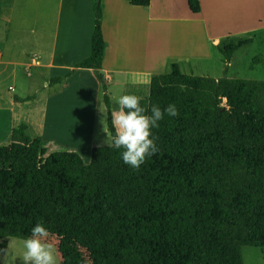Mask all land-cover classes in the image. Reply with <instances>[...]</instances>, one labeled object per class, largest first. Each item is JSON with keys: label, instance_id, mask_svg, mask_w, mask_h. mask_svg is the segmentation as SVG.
<instances>
[{"label": "trees", "instance_id": "obj_1", "mask_svg": "<svg viewBox=\"0 0 264 264\" xmlns=\"http://www.w3.org/2000/svg\"><path fill=\"white\" fill-rule=\"evenodd\" d=\"M188 3L201 11V0ZM103 8L96 0L91 52L77 67H102ZM254 40L230 37L219 45L225 71ZM62 79L52 76L49 86ZM161 83L199 88L198 105L167 115L186 133L155 142L157 153L138 169L123 162V149L95 145L87 162L74 147L31 136L26 122L14 126L11 142L0 144V240L27 237L39 222L60 235L64 264H87L81 242L103 233L112 247L129 245L139 264H227L218 239L221 192L208 179L226 177L240 245L264 250V79L186 73L173 62Z\"/></svg>", "mask_w": 264, "mask_h": 264}, {"label": "crops", "instance_id": "obj_2", "mask_svg": "<svg viewBox=\"0 0 264 264\" xmlns=\"http://www.w3.org/2000/svg\"><path fill=\"white\" fill-rule=\"evenodd\" d=\"M95 1L59 0V45H53V52L59 53V68L65 71L61 76L65 77L67 72L74 73L82 68L93 76V82L67 86L59 83L53 87V92L48 93L44 89L37 92L34 99L19 101L22 105L32 107L29 111L32 115L22 121L29 124L28 134L41 135L45 140L53 139L74 147L83 154L87 162L91 160L93 147L98 145L96 125L102 93L109 94L111 109L114 106V98L124 94L141 97L140 104L148 110V114L153 105H158L161 110L169 104H175L177 109L189 105L197 106L200 94L197 87L161 83V74L165 71L167 61L172 59L170 67L171 63L178 62L182 70L188 65L189 72L186 73L196 74L197 65L208 59L209 42L213 46H219L239 29L257 28L264 20V13L249 20V0H219L215 7L221 13L216 20L213 18V12L208 9V0L205 8L201 0L202 9L199 12L191 10L188 0H151L147 6L135 5L130 0H103L105 49L102 67L99 69L77 67L76 64L88 57L91 52ZM214 1L217 0H210L211 5ZM232 1L234 16H226L225 14L229 12L228 5ZM252 5L255 7V2ZM259 6L264 4L261 2ZM29 53L32 55V63H40L41 67L45 68L52 62L54 67L53 58L43 61L41 54L36 50ZM100 73L107 85L106 90L99 77ZM46 88L52 87L48 85ZM43 93L45 97L42 99L44 103L40 119L33 103L36 102L38 105L39 96L41 97ZM91 93H94V97L90 104V131L88 137L80 141L81 143L63 138L55 129L47 126L48 114L62 112L81 96L91 97ZM107 111L110 115V110ZM167 115L165 112L163 119L158 123H164L162 125H165L166 129L170 128L171 132L165 135L153 128L152 138L155 142L171 138L174 133L177 138L186 133L168 121ZM67 134L73 135V131L69 129Z\"/></svg>", "mask_w": 264, "mask_h": 264}, {"label": "rangeland", "instance_id": "obj_3", "mask_svg": "<svg viewBox=\"0 0 264 264\" xmlns=\"http://www.w3.org/2000/svg\"><path fill=\"white\" fill-rule=\"evenodd\" d=\"M249 1V20L257 18V15L264 13V6H259L261 2L264 4V0ZM203 2L205 8L206 0H203ZM218 2L219 0L214 1L213 5H211L210 0L207 1L208 9L213 12L215 20L221 13L215 7ZM253 2L256 4L255 7L252 5ZM228 6L229 12L225 15L233 17L234 1L230 2ZM58 31L59 0H0V144H9L11 142L12 126H18L20 122L32 115L29 112L32 107L20 104L19 101L14 99V96L27 97L34 95L31 98L34 99L37 92L41 90L46 89L48 93L53 92L54 86L46 88L51 77L64 74L65 71L59 68V53L55 54L53 52V45H59ZM242 36H254L255 40L239 48L234 53L228 64L227 71H225L227 63L223 59V53L219 46H213L209 42L208 59L197 65L196 74L214 78L227 76L229 78L264 79V20L257 28L250 30L239 29L233 33L231 38ZM35 50L41 54V60L43 61L53 58L55 60L54 67H52V62H49L50 65L45 68H42L40 63H32V55L29 52H35ZM255 57H258V59L253 61ZM171 60L169 59L165 64L164 73L170 71ZM183 68V71L189 72L188 65ZM72 73L68 77H63L59 83L67 86L93 82V76L88 71L82 70V68ZM41 95V97L39 96L38 105H36V102L33 103L39 116L43 113L44 100L42 99L45 97L44 93ZM93 97L94 93H91V97L86 96L85 98L91 102ZM99 102L103 109L107 111L109 103L105 98V93H102ZM189 106L197 107L196 105ZM109 117L110 115L108 114V121L105 122L111 130ZM103 118L104 114L100 111L99 106L96 142L98 145L107 146L104 144L106 134L103 132V124L101 123ZM168 121H171V119H168ZM171 123L176 128H179L172 121ZM162 124H159L158 128L154 127V129H158L160 133L165 135L170 134L171 131L167 130L165 125ZM29 134L32 135V133ZM181 137H175L174 133V136L168 137L166 140L179 139ZM208 179L214 181L221 192L223 215L218 221L220 254L224 257L227 264H264V250L260 246L240 245L239 243L229 179L226 177H209ZM27 237H8L0 240V248H6L9 240L14 241L11 254L8 257V264H20L19 258L24 251L23 240ZM49 238L54 239L57 244V264H64V256L59 247L60 235L50 232ZM81 243L87 264H139L134 261L132 249L129 245H123L119 248L110 246L107 233L88 237ZM0 264H3L2 259H0Z\"/></svg>", "mask_w": 264, "mask_h": 264}, {"label": "clouds", "instance_id": "obj_4", "mask_svg": "<svg viewBox=\"0 0 264 264\" xmlns=\"http://www.w3.org/2000/svg\"><path fill=\"white\" fill-rule=\"evenodd\" d=\"M141 97L135 94H124L114 98V106L110 110L111 126L109 129L108 112L100 104L104 114L101 121L103 132L106 134L104 144L109 148L123 149L122 160L125 164L138 169L148 156L155 155L158 148L152 138V129L159 127V121L166 112L169 116L177 117L179 111L175 104H169L164 110L158 105L151 107V112L140 104ZM50 232L42 224L37 223L31 235L23 240V253L20 264H57V244L50 239ZM14 241L9 240L6 248H0V259L8 264Z\"/></svg>", "mask_w": 264, "mask_h": 264}, {"label": "bare ground", "instance_id": "obj_5", "mask_svg": "<svg viewBox=\"0 0 264 264\" xmlns=\"http://www.w3.org/2000/svg\"><path fill=\"white\" fill-rule=\"evenodd\" d=\"M86 96L76 99L72 105L58 112L55 115H47L46 124L51 129H55L63 138L73 139L80 142L88 137L90 131L91 102ZM108 110H111V99L108 94ZM73 131V135H68V130ZM167 130L171 131L170 128ZM81 143V142H80Z\"/></svg>", "mask_w": 264, "mask_h": 264}, {"label": "water", "instance_id": "obj_6", "mask_svg": "<svg viewBox=\"0 0 264 264\" xmlns=\"http://www.w3.org/2000/svg\"><path fill=\"white\" fill-rule=\"evenodd\" d=\"M245 110V109H244ZM246 111V110H245Z\"/></svg>", "mask_w": 264, "mask_h": 264}]
</instances>
